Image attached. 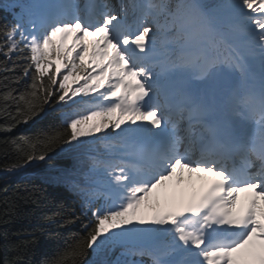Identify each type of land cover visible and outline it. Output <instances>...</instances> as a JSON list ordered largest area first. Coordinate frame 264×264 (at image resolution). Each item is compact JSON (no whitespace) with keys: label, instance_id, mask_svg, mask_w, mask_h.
I'll use <instances>...</instances> for the list:
<instances>
[{"label":"snow or ice","instance_id":"obj_1","mask_svg":"<svg viewBox=\"0 0 264 264\" xmlns=\"http://www.w3.org/2000/svg\"><path fill=\"white\" fill-rule=\"evenodd\" d=\"M0 9L12 17L0 26L4 130L57 122L7 170L75 154L61 181L81 198L83 232L51 264L89 252V264H264V0ZM5 203L8 215L13 196ZM6 247L2 264H27L20 244Z\"/></svg>","mask_w":264,"mask_h":264},{"label":"trees","instance_id":"obj_2","mask_svg":"<svg viewBox=\"0 0 264 264\" xmlns=\"http://www.w3.org/2000/svg\"><path fill=\"white\" fill-rule=\"evenodd\" d=\"M11 21V15L0 9V26ZM12 87L23 90L25 81L13 83ZM0 91H3L2 87ZM56 123L50 114L38 122L29 121L5 131L6 125L0 116V236L3 260L14 255L6 245L20 244L27 264H51L83 232V218L73 221V212L79 213L81 198L61 181L63 172L75 163L74 153L57 149L45 162L33 163L19 170H7L12 164L23 163L19 159L21 150H29L24 140L33 137L38 129L52 128ZM5 188L7 192L3 191ZM32 192L38 197L35 202L22 198ZM6 196H13L14 199L13 210L8 215H5L8 209ZM93 258L89 252L81 264H89Z\"/></svg>","mask_w":264,"mask_h":264},{"label":"rangeland","instance_id":"obj_3","mask_svg":"<svg viewBox=\"0 0 264 264\" xmlns=\"http://www.w3.org/2000/svg\"><path fill=\"white\" fill-rule=\"evenodd\" d=\"M57 39H59V37ZM69 42L71 43V40H69ZM202 181L203 180H200L199 178H196V179H194L192 181V184L194 185L195 190L199 191V188L202 185ZM175 183H176L175 181H171V182H169V187L159 190V192L161 194V196H160L161 203H163V198H164V195L163 194H165V193L171 194L169 191L170 190L173 191V189H171V186H175ZM149 218H150V216H149Z\"/></svg>","mask_w":264,"mask_h":264},{"label":"bare ground","instance_id":"obj_4","mask_svg":"<svg viewBox=\"0 0 264 264\" xmlns=\"http://www.w3.org/2000/svg\"><path fill=\"white\" fill-rule=\"evenodd\" d=\"M202 188H204V186H200L199 190H201ZM249 195V193H241L240 204H243Z\"/></svg>","mask_w":264,"mask_h":264},{"label":"water","instance_id":"obj_5","mask_svg":"<svg viewBox=\"0 0 264 264\" xmlns=\"http://www.w3.org/2000/svg\"><path fill=\"white\" fill-rule=\"evenodd\" d=\"M2 261H3V254L1 249V236H0V264H2Z\"/></svg>","mask_w":264,"mask_h":264}]
</instances>
